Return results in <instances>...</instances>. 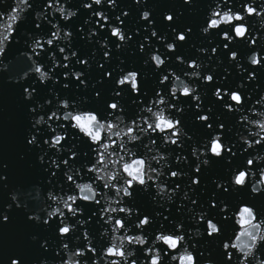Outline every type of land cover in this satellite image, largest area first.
I'll list each match as a JSON object with an SVG mask.
<instances>
[{"label": "snow or ice", "instance_id": "6c2138e0", "mask_svg": "<svg viewBox=\"0 0 264 264\" xmlns=\"http://www.w3.org/2000/svg\"><path fill=\"white\" fill-rule=\"evenodd\" d=\"M260 116L264 0H0V264H264Z\"/></svg>", "mask_w": 264, "mask_h": 264}, {"label": "water", "instance_id": "95a60500", "mask_svg": "<svg viewBox=\"0 0 264 264\" xmlns=\"http://www.w3.org/2000/svg\"><path fill=\"white\" fill-rule=\"evenodd\" d=\"M63 2V0H62ZM257 111H261V109H257ZM257 119L264 120V116L257 117ZM256 153H253V156H255ZM261 155H264V153H261Z\"/></svg>", "mask_w": 264, "mask_h": 264}]
</instances>
